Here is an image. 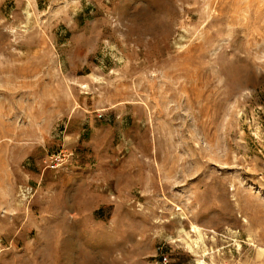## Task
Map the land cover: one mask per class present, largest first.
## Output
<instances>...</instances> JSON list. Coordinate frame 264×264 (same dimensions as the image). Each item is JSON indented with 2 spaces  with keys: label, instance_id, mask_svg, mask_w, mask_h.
<instances>
[{
  "label": "rangeland",
  "instance_id": "1",
  "mask_svg": "<svg viewBox=\"0 0 264 264\" xmlns=\"http://www.w3.org/2000/svg\"><path fill=\"white\" fill-rule=\"evenodd\" d=\"M0 264H264V0H0Z\"/></svg>",
  "mask_w": 264,
  "mask_h": 264
},
{
  "label": "built area",
  "instance_id": "2",
  "mask_svg": "<svg viewBox=\"0 0 264 264\" xmlns=\"http://www.w3.org/2000/svg\"><path fill=\"white\" fill-rule=\"evenodd\" d=\"M62 161H64V158L62 157H58V158H52V160H51V163H52V165H51V167L52 168H57L60 164H61V162Z\"/></svg>",
  "mask_w": 264,
  "mask_h": 264
},
{
  "label": "bare ground",
  "instance_id": "3",
  "mask_svg": "<svg viewBox=\"0 0 264 264\" xmlns=\"http://www.w3.org/2000/svg\"><path fill=\"white\" fill-rule=\"evenodd\" d=\"M232 190H234V189H232ZM244 221H247L246 219H244ZM193 231H196V232H198V235H199V237L201 238L202 237V229L199 227V226H197V225H193ZM213 232H215V230L213 231ZM193 244H198V240H194L193 241ZM192 244V245H193ZM191 245V246H192Z\"/></svg>",
  "mask_w": 264,
  "mask_h": 264
}]
</instances>
